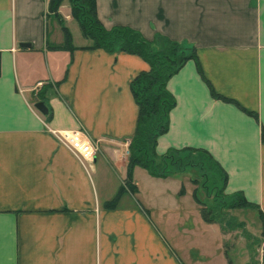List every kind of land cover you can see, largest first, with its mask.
<instances>
[{"label":"crops","instance_id":"crops-1","mask_svg":"<svg viewBox=\"0 0 264 264\" xmlns=\"http://www.w3.org/2000/svg\"><path fill=\"white\" fill-rule=\"evenodd\" d=\"M48 2L0 0V264H230L223 254L205 260L191 245L181 247L173 217L180 188L169 175L135 167L136 192L105 206L126 176L125 143L136 125L129 83L148 65L136 55L85 48L90 42L68 24V0L57 13L75 49H54L63 37ZM95 3L106 29L127 27L147 41L159 35L195 49L202 77L188 60L167 81L175 106L155 152L207 151L226 173L224 193L241 192L264 216V0ZM208 85L257 119L213 99ZM39 101L50 110L47 122L34 108ZM52 130H80L96 144L90 170ZM137 175L164 198L154 213L135 199Z\"/></svg>","mask_w":264,"mask_h":264},{"label":"trees","instance_id":"trees-1","mask_svg":"<svg viewBox=\"0 0 264 264\" xmlns=\"http://www.w3.org/2000/svg\"><path fill=\"white\" fill-rule=\"evenodd\" d=\"M70 16L78 24L81 36L90 42L88 49H100L108 53L116 51L140 57L148 70L139 72L129 83V90L137 107L136 125L128 136L126 176L116 195L106 203L113 208L124 192L135 193L132 172L135 167L144 169L148 175L165 178L169 173L181 174L186 171L196 173L190 181L198 185L212 201L210 209L202 210L206 223H216L223 232H236L244 228L242 222L230 217V211L250 209L256 212L260 223V237L264 239V216L258 207L245 200L241 192L231 195L224 193L226 173L207 151L198 148L169 149L162 155L155 152L157 138L168 130L169 113L175 106L174 97L166 89L167 81L188 61L193 60L202 77L195 49L155 36L147 41L138 32L127 27L106 29L97 18L95 0H68ZM62 0H49L47 10L59 23L63 43L52 46L54 49L74 50L71 35L63 25L57 11ZM213 99L235 105L244 113L257 119L256 114L239 106L234 100L214 92L208 85ZM47 122L50 110L43 116ZM262 141L264 142L263 135ZM181 189V188H180ZM181 193V191H180ZM264 246V244H263Z\"/></svg>","mask_w":264,"mask_h":264},{"label":"rangeland","instance_id":"rangeland-1","mask_svg":"<svg viewBox=\"0 0 264 264\" xmlns=\"http://www.w3.org/2000/svg\"><path fill=\"white\" fill-rule=\"evenodd\" d=\"M68 24L72 31L76 29V32L80 33L73 19ZM76 32L74 36L77 39ZM141 172H144L143 169ZM193 176H196L194 171H186L181 174L169 173L168 176L173 185L171 187L177 189L176 193L181 191L180 200L175 205L174 216L172 215L175 217L176 228L180 230L181 247L191 245L194 248L195 255H203L205 260H208V256L212 257V254L218 253L223 254L225 260L230 264H260V260L264 264V253L262 251L264 250V246L260 237L261 225L256 212L250 209L231 210L230 217L244 224V228H239V230L233 233L223 232L217 222L206 223L202 218L201 209L207 212L211 207L212 201L198 185H194L190 181ZM136 179H138L136 181L139 183L140 192L138 196H135V199L142 207L144 204H147L149 207L154 208V210L147 208L148 206L145 208L154 213L161 202L160 200L164 198H160L157 194L151 192L144 178L137 175ZM179 188L181 189L179 190ZM175 197L177 195L173 196V198ZM165 199H167L166 201H170V196H167ZM209 259L211 260V258ZM212 261L217 262L215 258Z\"/></svg>","mask_w":264,"mask_h":264},{"label":"built area","instance_id":"built-area-1","mask_svg":"<svg viewBox=\"0 0 264 264\" xmlns=\"http://www.w3.org/2000/svg\"><path fill=\"white\" fill-rule=\"evenodd\" d=\"M51 133L79 162L84 170L87 171L91 168L95 158L96 146L84 133L79 130L63 132L52 130ZM125 145L127 146V143Z\"/></svg>","mask_w":264,"mask_h":264},{"label":"water","instance_id":"water-1","mask_svg":"<svg viewBox=\"0 0 264 264\" xmlns=\"http://www.w3.org/2000/svg\"><path fill=\"white\" fill-rule=\"evenodd\" d=\"M19 47H28V44H19ZM34 108L42 115L45 116L48 112L46 106L44 105V103L42 101H39L37 103L34 104Z\"/></svg>","mask_w":264,"mask_h":264}]
</instances>
